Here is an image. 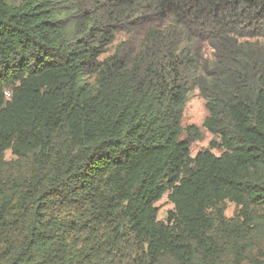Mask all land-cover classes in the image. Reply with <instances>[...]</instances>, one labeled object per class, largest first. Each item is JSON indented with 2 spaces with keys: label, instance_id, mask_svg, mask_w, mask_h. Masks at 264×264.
I'll list each match as a JSON object with an SVG mask.
<instances>
[{
  "label": "trees",
  "instance_id": "trees-1",
  "mask_svg": "<svg viewBox=\"0 0 264 264\" xmlns=\"http://www.w3.org/2000/svg\"><path fill=\"white\" fill-rule=\"evenodd\" d=\"M0 264H264V0H0Z\"/></svg>",
  "mask_w": 264,
  "mask_h": 264
},
{
  "label": "rangeland",
  "instance_id": "rangeland-1",
  "mask_svg": "<svg viewBox=\"0 0 264 264\" xmlns=\"http://www.w3.org/2000/svg\"><path fill=\"white\" fill-rule=\"evenodd\" d=\"M207 116V110L205 108V101L199 95L197 91H194L186 104L181 118L182 128H187L189 126H194L198 129L201 138L196 140H191L190 144V153L194 157L198 152L203 151L209 148L210 142L213 140V136L202 128V123ZM185 138V135H183ZM193 139V137H188ZM211 152L215 155H219L221 150L214 148ZM6 161L12 159L10 152L5 154ZM158 207V220L165 222L168 216V213L173 210V205L168 201L167 195H164L159 202L156 203ZM236 213V207L232 203H227V208L225 211V216L227 219H232Z\"/></svg>",
  "mask_w": 264,
  "mask_h": 264
}]
</instances>
